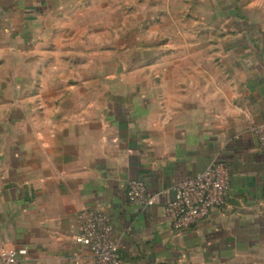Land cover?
I'll use <instances>...</instances> for the list:
<instances>
[{"label": "crops", "instance_id": "obj_1", "mask_svg": "<svg viewBox=\"0 0 264 264\" xmlns=\"http://www.w3.org/2000/svg\"><path fill=\"white\" fill-rule=\"evenodd\" d=\"M244 1L216 56L154 54L99 85L95 70L32 53L63 0H0V252L96 264L75 240L79 211L94 206L113 222L122 264H264V151L250 130L264 120V0ZM212 160L231 172L226 204L174 230L173 186ZM139 178L160 194L149 209L127 202Z\"/></svg>", "mask_w": 264, "mask_h": 264}, {"label": "rangeland", "instance_id": "obj_2", "mask_svg": "<svg viewBox=\"0 0 264 264\" xmlns=\"http://www.w3.org/2000/svg\"><path fill=\"white\" fill-rule=\"evenodd\" d=\"M242 2L63 0L43 17L32 53L60 54L66 66L75 64L83 77L97 71L98 84L105 85L106 72L143 69L154 54L187 50L216 56L218 42ZM35 62L42 66L41 59Z\"/></svg>", "mask_w": 264, "mask_h": 264}, {"label": "built area", "instance_id": "obj_3", "mask_svg": "<svg viewBox=\"0 0 264 264\" xmlns=\"http://www.w3.org/2000/svg\"><path fill=\"white\" fill-rule=\"evenodd\" d=\"M251 132L264 151V120L253 122ZM231 172L224 161L212 160L200 173L177 182L172 195L165 202L164 212L169 225L178 231L190 230L206 220L214 208L226 204L230 192ZM127 202L132 206L149 209L159 198L152 193L144 179L128 182ZM79 232L75 240L87 246L96 264H122L115 228L110 216L103 210L88 206L79 211ZM26 250H2L0 264H24Z\"/></svg>", "mask_w": 264, "mask_h": 264}]
</instances>
